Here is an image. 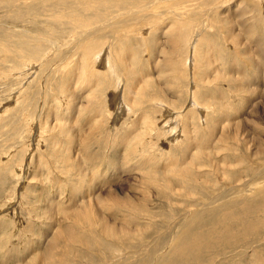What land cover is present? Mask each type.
<instances>
[{
    "label": "rangeland",
    "instance_id": "obj_1",
    "mask_svg": "<svg viewBox=\"0 0 264 264\" xmlns=\"http://www.w3.org/2000/svg\"><path fill=\"white\" fill-rule=\"evenodd\" d=\"M3 4H0V41L9 45L10 49L17 46L14 50L20 51V54L24 56H19L18 60H14L15 54L13 53L8 57L4 56L3 62H0V264H46L45 261L47 260H42V256L44 255L45 257L46 253H48L46 247L52 242V229L54 228V225L50 223L51 219L49 216L52 213L58 214L60 208L65 206L67 200L72 197H78L77 194H89V185H94L98 182L97 187L101 186L104 191L106 187L111 186L113 191H117L119 197L141 195V189L143 192L144 188L141 187L139 189L137 187L135 178L136 176H141L145 172L144 169H147L146 167L131 169V166L135 165L137 161L136 159L132 160L131 156L127 155L128 149L126 148L129 143L136 146L138 143L135 144L132 140H129L130 142L128 143H121L120 138L122 135L132 133L139 143L144 141L147 136L152 137L154 139L153 151H155L154 153H156L158 160L161 161L160 165H162L164 161H167L166 157L170 156V153H177V150L173 148L175 146L173 143H176L175 140H172L173 138L170 136L167 138V132L163 129L165 123L172 118L185 119L186 123L184 124L187 126L186 132L188 133L184 134L185 136L183 134L180 135L188 138L190 130H194L192 137L196 141L197 137L198 139L202 136L206 138V129H204L202 116H206L207 113L212 116L213 114L215 115L217 104L220 107L225 105L230 109L234 107L239 113V119L246 120L247 117L251 116L255 121L259 122V115L264 114V91H262L264 89L262 88L264 87V69L260 71L261 66H264L260 57L261 50L264 47V22L261 23L258 16V10L261 5L253 0H225L224 3H221V5L225 6L217 7L213 11L215 22L209 25L206 33L209 37H218L214 38L217 39L218 46L216 48L207 46L203 38L199 36L200 41L196 44L198 51L197 53L195 52L196 58H199L197 59V64H195L197 67L188 65L187 62L189 55L192 59H195L192 52L194 42H192L193 38H191L194 33L190 34L193 30L194 22H190L187 27L189 33L183 37L182 47L178 43L173 44L170 42L169 33L175 31V19L179 17L176 12H181L182 15L180 16L190 18L182 20V22L190 21L194 18L186 14L189 8H194V6L190 7L186 2H181L174 10L169 6L165 7L161 3L156 4L160 6L154 7L155 9L151 10L152 13H162V15L149 17L148 14V16L145 15L146 18L144 16L143 20L135 23V25L129 24V27H120L116 41L111 35L105 37L101 35L104 38H102L95 50L100 51L101 47L105 45V48L108 49L109 47L108 51H110L114 47L113 44H116V50H118L116 72L117 76L119 74L118 77H120L122 86L121 92L116 93L120 94V97L117 95L119 99L116 98V106L113 103L114 106L111 104L114 87L111 88L112 85L107 86L106 91L109 99L104 98L106 101L104 102L105 105L103 104V111L98 109L91 110L88 117L83 115H86L84 106L88 104L87 99L90 97L91 90L88 91V87H83L79 90L76 88V99L69 97L68 93H66L68 91L64 88L68 85L69 78L67 74L69 76L71 74L68 73L69 70H65L67 67L61 64L66 61L69 62L72 58H74V64L75 62L79 64L81 53L77 57L76 55H71L68 58H64L60 45L54 47L47 41L35 39V43L40 44V51L33 56L32 46L31 44L28 46V44L36 37H33L25 30L35 31L34 27L37 26V22L35 24L32 20L30 25L21 17V22L10 18L12 15H21L22 11L16 10L13 6H11L12 10H10V8L6 7V3L4 4L5 6ZM123 9L131 8L125 7ZM197 10H200L199 7ZM205 19L207 18L203 15V18L199 21ZM45 23V21L39 22L42 25L41 34H44L45 37L49 32L44 31V28H48L49 25L53 31L52 36L54 38H66L67 42H70L71 38H75L74 35L77 32H73L72 28L61 26L57 22ZM65 25L68 26L66 23ZM139 26H142L143 30L146 31L144 33L140 31V34L138 31L136 35L129 34V32ZM67 28L70 32H73L70 36H66L63 33V30L66 32L65 29ZM210 50L212 53H210ZM202 53L208 55V60L213 58L209 66L204 64L208 60L200 59ZM165 60L166 65H164ZM28 62L33 63L36 68L32 69V67L27 65ZM259 62L262 63L260 64ZM124 63L129 64L136 71L138 69L145 70L147 74L145 79L147 81L150 80L152 84L148 94L140 99L142 102L141 108L150 115L148 123H152V125L148 129H146L148 117H145L146 120L139 121L137 124L136 120H138L140 114L137 109L136 113H132L130 110L127 111L131 99L129 91L133 85H129L131 84L130 77H132V74H130L129 70H126ZM120 64H123L122 68ZM39 65L40 67H38ZM97 67L99 68L100 66L98 65ZM191 67H195V72L192 71ZM101 68L103 70L102 66ZM109 69L105 70L108 72V75L106 74L108 77L112 76ZM81 73L84 74L85 72L81 71ZM140 73L138 71V74ZM193 73L197 76V80H201V76L208 73L204 83L197 85V90L201 92L197 99L192 97L191 92ZM9 74L14 76H8ZM108 77L104 75L105 80ZM118 79L116 78V86ZM43 81L47 84L46 92L43 91ZM110 83L111 78L108 80V84ZM49 84L52 86L51 88ZM79 85V81H76V86L79 87ZM122 87L124 88L122 89ZM208 89L211 98L209 100L204 97ZM28 92H30V98L32 97V104L28 100L26 102L23 101L24 96L29 94ZM45 94L49 103L48 105L46 103V106H42L40 103ZM258 94L262 98H259ZM16 98L17 100H15ZM139 98V95L136 96V101ZM156 98H161L165 103L170 104L172 110H166L162 114L156 111L154 109ZM248 100H252V103H248ZM165 103L164 105H166ZM72 104L75 106L74 108L70 107ZM117 104L119 106L120 104L126 105L120 106L122 108L121 111ZM197 104L202 108L206 107V112H200L195 107L192 110L188 109ZM124 106L125 108H123ZM114 107L116 109V119L112 117L114 112L113 114L111 112L114 111ZM164 108L166 109V106ZM88 118L90 123H87ZM115 120V127L117 123L118 126L112 129ZM244 122L248 123L249 133L256 137L257 132L255 130H259V125H257V128L253 125V122L249 123L248 120ZM98 123L99 127L87 128V126L97 125ZM59 125L67 128L70 126L68 133L61 132L58 128ZM250 125H253L254 131L250 128ZM192 126H197V129H192ZM135 128H138L137 132H135ZM83 136L89 137L88 143L84 146L87 152H79L76 149H72V152L69 145L73 146L74 142H76L75 145H81ZM255 140H257V137ZM253 143L256 145V142ZM79 145L77 146L80 147ZM166 146L170 147L169 150H166ZM262 147L264 146L262 145ZM160 149H162L161 152ZM165 150L168 151L166 154H164ZM174 151L175 153H173ZM87 154L100 158L99 165L88 161L86 159ZM77 162H82L81 165L83 167L81 169H77ZM259 162L262 163L261 160ZM263 167L264 165L260 166V168ZM115 172L117 173L116 175L114 174ZM94 179L96 180L94 181ZM102 185L105 187H102ZM150 200L159 203V201L153 200V196H151ZM178 201H181L182 204H179L181 202ZM56 202H58L57 205H55ZM173 203L174 206L178 207H183L185 204L181 199L174 200ZM51 205H53V208L50 207ZM157 205H152L151 203V207L154 210H159ZM166 212H169V209H166ZM59 217L57 215L53 217L55 229L58 225L57 222H61ZM146 222L147 220H142L140 225L143 223L146 225ZM83 225L85 224H82L83 229H80L77 234L80 235L81 231L87 230V227ZM148 226L150 228L146 232H140L144 233V235H141L142 239H139L138 236L135 239L129 237L134 236L132 232L124 235L129 238L119 239L121 244L114 246L110 244V248L102 249L107 257L102 262H100L102 257L97 254L99 252L97 250L92 254L95 257L93 262H91L89 257L81 256L82 253L75 256L77 252L83 251L85 247H80L79 244L71 243L67 239H64L55 251L66 257L69 260V264H150L148 263L149 258H154L156 253L167 245L171 236L170 232L167 231L171 229L170 225L164 226V231L167 234L164 239H160L158 237L162 231L156 226ZM133 229L135 228L133 227ZM103 240L106 243L111 242L109 236H106ZM174 244L175 242L172 245H168L165 254L169 253Z\"/></svg>",
    "mask_w": 264,
    "mask_h": 264
},
{
    "label": "bare ground",
    "instance_id": "obj_2",
    "mask_svg": "<svg viewBox=\"0 0 264 264\" xmlns=\"http://www.w3.org/2000/svg\"><path fill=\"white\" fill-rule=\"evenodd\" d=\"M253 1L261 5V8L258 10V16L259 21L263 23L264 0ZM181 2L188 3L190 7L194 6V8H189V11L186 13L188 16L194 18L190 21L182 22V20H188L190 18L180 16L182 13L176 12V15H179V17L175 19V31L169 33L171 37L170 42L173 44L178 43V45L182 47L183 37L189 33L187 27L190 22H194L193 30L190 34H195L191 36V38H193L192 42H194L192 52L195 59H192L190 55L187 58L188 65L194 66L197 64V59H199L195 56V52L197 53L198 51L196 44L200 41V38H198L199 36L203 38L207 46L212 48L218 46L217 39H214L218 37H209L206 31L209 25L215 22L213 11L217 7L225 6L221 5L225 0H0V4L6 3V7L10 8V10H12L11 6H13L16 10L22 11L21 15H10V18H14V20L16 19L18 21L22 18L30 25L32 20L34 23L37 22V26L34 27L36 29L35 31L25 30L33 37H36L33 38L34 41H32V39L28 44V46L30 44L32 46L33 56L40 51V44L35 43V39L44 42L47 41L54 47L60 45L64 58H68L71 55H76L77 57V55L79 56L81 53L79 64L78 62L74 64V58L71 60L69 59V62L66 61L64 64H61L66 66L67 69L65 68V70H69L68 73L71 74L70 76L67 74L69 78L68 85L64 88L68 91L66 93H68L69 97L76 99V88L79 90L83 87H88V91L91 90L90 97L87 99L88 104L84 106L86 115L83 116L86 117H88L91 110L98 109L103 111L104 102L106 101L104 98H107V100L109 99L106 91L107 86L112 85L111 88L114 87L111 104L113 103L115 106L118 95L116 93L121 92L122 83L120 77H118L119 74L117 76L116 72V63L118 62V59H116V55H118L116 44H113L114 47L111 48V52L108 51L109 47L108 49L105 48V45L101 47L100 51L95 50L102 38L111 35L114 41H116V36L118 35V29L120 27L126 28L129 27V24L135 25V23L141 22L143 17L145 15L148 16V14L149 17L162 15V13H152L151 10H153L154 7L157 8L160 6L156 4L161 3L165 5V7L169 6L174 10ZM125 7L131 9H123ZM198 7L200 10H197ZM203 15L206 16L207 19L199 21L203 18ZM41 18L42 20L40 21ZM43 21L46 23L57 22L61 24V26L64 25L65 27L72 28L73 32H77L76 35H74L75 38H71L72 40H69L70 42H67L68 40H66V38H54V36H52L53 31L50 29L51 26L49 25L48 28H44V31L49 32L47 35L48 37H45L44 34H41L40 29L42 25L39 24V22ZM65 23L68 26H66ZM65 30L66 32L63 30V33H65L66 36H70L71 33H73L70 32L68 28ZM138 31L140 34V31L144 33L146 30H143L142 26H139L129 32V34L136 35ZM101 35L104 37H101ZM98 36L100 37L98 38ZM23 45L25 46V44ZM9 47V45L3 44L2 41H0V62H3L4 56L8 57L13 53L15 54L14 60H18L19 56H24L20 54V51L14 50L17 46L13 49ZM210 53H212V51ZM260 57L264 64V47L261 50ZM207 58L209 57L206 53L200 55V59L208 60ZM212 59H209L204 64L209 66ZM262 62L259 63L261 64ZM27 65L32 67V69L36 68L31 62H28ZM98 65L100 66L99 68L97 67ZM124 65L126 70H129L130 74H132V77H130L131 84L129 85H133L129 91L131 99L127 111L130 110L132 113H136L137 109L140 113L138 120H136L137 124L139 121L141 122L144 120L145 117H148L146 122V129H148L152 125V123H148L150 121V115L146 110L141 108L142 102L140 99L148 94L152 84L150 80L147 81L145 79L147 75L145 70L138 69L136 71L131 68L129 64L124 63ZM164 65H166V60ZM195 66L197 67V65ZM38 67H40V65ZM120 67L122 68L123 64ZM108 68H110L109 70L112 74V76L109 77L107 76L108 72L105 71ZM263 69L264 66H261L260 71ZM195 70V67H193L192 71L195 72ZM81 71L85 73L82 74ZM138 71L141 73L138 74ZM11 75L13 74H9L8 76ZM104 75L108 77L107 80L104 79ZM15 76L17 75L15 74ZM192 76V97L197 99L201 94V92L197 90V85H202L204 83L208 73L203 74L201 80H197V76L194 73ZM110 78L111 83L108 84ZM116 78H119L117 80V86ZM76 81H79V87L76 86ZM43 82V91L46 92L47 84ZM98 86L99 88L97 89ZM51 87L50 85V88ZM123 88L124 87H122V89ZM70 90L71 92H69ZM262 91H264V89ZM28 93V95L24 96L23 101L26 102V100H28L30 104H32V97L30 98V92ZM138 95L140 98L136 101V96ZM118 96L120 97V94ZM119 97L117 99H119ZM204 97H206L207 100L211 99L209 89L206 91V96ZM258 97L262 98L261 95ZM46 98L45 94L40 103L42 106H46V103L48 105L49 102ZM15 100H17V98ZM73 101L75 102V100ZM164 103L165 102L161 98H156L154 101V109L161 114L165 113L166 110H172L170 104L165 103L166 105H164ZM248 103H252V100H248ZM123 105L120 104V106ZM117 106H119V104H117ZM164 106H166V109ZM70 107L74 108L75 106L72 104ZM193 107L197 108L200 112H206L207 109L206 107H200L198 104L188 109L192 110ZM123 108H125V106ZM121 109L122 108H120V110ZM215 110L216 114H213V116L208 113L206 116H202L204 129H206V138L205 136L199 139L197 137L196 141L193 140L192 137L194 130H190L188 138H184V134L188 133L186 132L187 126L184 124L186 123L185 119L178 120V118L173 119L171 117L172 119L170 118L171 120L165 123L163 129L167 132L166 137L169 138L170 136L173 138L172 140H175L176 143H173L175 145L173 148L177 150V153H170V156L166 157L167 161H164L162 165H160L161 161L158 160V156L154 153L155 151H153L154 139L152 137L147 136L144 141L139 143L138 139L134 138L132 133L122 135L120 138L121 143H128L130 142L129 140H132L135 144H139L136 146L129 143L126 149H128L127 155L131 156L132 160L136 159L137 161L135 165L131 166V169H139L140 167H146L147 169H144L145 172L141 176H136L135 178L137 187H139V189L141 187L144 188L143 192L141 189V195L139 196L136 194L133 197H119L117 191H113L110 185V187H106L105 191L101 186L97 187L98 182L94 185H89V194H77L78 197H72L67 200L65 206L60 208L58 214L52 213V215L49 216L51 219L50 223L54 225L52 229L53 236L52 242L46 247L48 253H46L47 255L45 257L44 255L42 256V260H47H44L46 264H69V260L66 257L55 251L57 246L64 239H67L71 243H77L80 247H85L83 251L77 252L75 256L82 253L81 256L89 257L91 262H93L95 257L92 254L97 250L99 251L97 254L102 257V259H100V262H102L107 258L106 253L102 249L110 248V244H113V246L121 244L119 239L129 237L135 239L137 236L139 239H142L141 235H144V233L140 232H146L150 228L148 225L158 227L160 231H162L158 238L164 239L167 234L165 233L166 231H164V226L167 227L170 225L171 230L167 232H170L171 236L167 245L163 246L160 251L156 253L154 258L150 257L148 263L264 264V167L260 168L261 165H264V147H262V145L264 146V114L259 115V122L255 121L251 116L246 118L249 123L253 122L255 127L259 125V130H255V132H257V140H255V135L249 133L248 123L244 122L246 121L245 119H239V113L234 107L230 109L225 105L220 107L217 104ZM111 112L112 114L114 112V115L112 116L111 114V116L116 119L115 107L114 111ZM87 123H90L89 118ZM115 124L116 120L113 122L114 127L112 129L117 128L118 123L116 127ZM191 124L195 125L193 123ZM253 125H250V128L254 131ZM94 126L99 127V123L97 125L93 124L87 126V128H93ZM196 127L197 126H192V129ZM58 128L61 132H67L70 126L67 128L66 126L59 125ZM137 130L138 128H135V132H137ZM57 131L59 130L57 129ZM180 134L184 136L181 137ZM88 139V136H83L82 144H77L80 147L75 145L76 142L73 140L74 145H69L70 150L76 149L79 152L86 153L87 149L84 146L88 143ZM253 142H256V145H254ZM168 146L165 147L166 150H169L170 147ZM166 150L164 154L168 152ZM161 151L162 149H160V152ZM173 153H175V151ZM86 159L92 164L99 165L100 163V158L94 157L91 154H87ZM259 160H261L262 163H260ZM81 163L82 162H77V169L83 167ZM114 174L116 175L117 173L115 172ZM95 180L96 179H94V181ZM90 183L92 184V182ZM102 187L105 186L102 185ZM151 196H153V200L155 199L157 202L159 201V203L151 201ZM179 199L183 200L185 203L183 207L173 205L174 200ZM151 203L152 205L158 204L157 207L159 210H154V208L151 207ZM57 204L58 202L55 203V205ZM179 204H182V202ZM52 206L53 205L50 207ZM166 209H169V212H166ZM177 213L179 214L176 215ZM56 215L60 216L59 219L61 222H57L58 225L55 229L53 217ZM142 220H147L146 225L145 223L140 225ZM82 224H85L83 226L87 227V230L81 231L79 235L77 233L80 229H83ZM131 226L137 230L135 231ZM128 233H132L134 236H124ZM106 236L110 237V243H106L103 240ZM173 242H175L173 248L169 253L165 254L168 245H172Z\"/></svg>",
    "mask_w": 264,
    "mask_h": 264
}]
</instances>
